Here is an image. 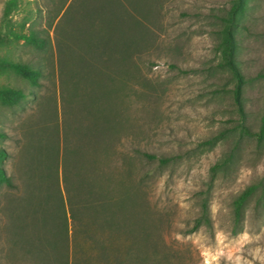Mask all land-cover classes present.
I'll list each match as a JSON object with an SVG mask.
<instances>
[{"label": "rangeland", "instance_id": "374dc122", "mask_svg": "<svg viewBox=\"0 0 264 264\" xmlns=\"http://www.w3.org/2000/svg\"><path fill=\"white\" fill-rule=\"evenodd\" d=\"M18 1L13 28L30 12L28 21L49 31L51 45L38 51L0 33V56L41 60L45 71L34 87L37 98L24 108L0 102L3 165L14 180V186H0V264H121L118 254L128 263L137 257L133 264H264V207L255 195L243 229L230 231L233 197L264 175V141L239 133L235 78L221 64V27L232 0H140L154 13L135 55L138 68L122 66L111 128L89 163L98 197L101 187L120 200L111 207L118 226L92 224L91 237L76 230V168L70 172L71 203L59 176L56 196L63 197V210L50 180L36 176L31 183L24 165L28 142L52 121L51 105L56 103L61 139L68 131L76 142V118L87 121L71 95L69 74L76 60V0ZM234 32L237 66L245 77V119L257 130L264 116V0L247 1ZM0 85L32 88L12 68L0 71ZM221 130L214 143H203ZM234 146L230 166L212 171ZM143 150L169 159H149ZM208 187L212 226L187 231ZM100 242L117 251L100 248Z\"/></svg>", "mask_w": 264, "mask_h": 264}, {"label": "trees", "instance_id": "16d2710c", "mask_svg": "<svg viewBox=\"0 0 264 264\" xmlns=\"http://www.w3.org/2000/svg\"><path fill=\"white\" fill-rule=\"evenodd\" d=\"M247 1L232 0L226 10V14L223 16L219 48L221 64L226 66L235 78L232 94L239 113L237 121L239 133L254 135L260 142L264 141V116L261 118L257 130H253L246 122L242 104L245 77L237 66L236 58L234 31L238 26L239 18L246 9ZM128 3L130 5L124 4L122 0H76V60L70 63L69 74L73 78L71 80V95L76 97V105L80 106L78 111H83L87 121H81V117L76 118L77 123L74 129L76 142L69 139L68 131H64L61 139L57 123V107L54 103L49 111L52 121L47 126L43 125L42 131L39 128L35 132L32 137H35L34 141L28 142V153L24 160L25 173L32 179L31 183L36 176L47 177L51 185L55 186L52 196L59 199L63 210V197L56 196V192L60 193L61 191L59 176L61 173L67 197L71 203L70 172L73 166L76 168V230L89 237L94 231L91 227L92 224H96L99 229H103L105 226L109 228L118 226L114 217L115 211L111 207L120 200L117 201L104 193L101 187V195L98 197L92 166L89 165L92 161L90 154L103 141L105 131L111 128L115 112L114 105L116 99L119 98L121 79L123 78L121 68L124 64L138 68L136 56L140 51L141 39L149 32L150 28L145 21L152 18V13H154L152 7L148 5L142 7L140 0H128ZM18 7V0H5L0 19V33L4 32L15 39L20 38L24 44H29L38 51H46L51 45L49 31L45 27H37L33 25V22H29L30 12L19 22L18 28H13L11 25V13ZM6 68H12L26 79L32 88L24 91L20 87L0 85V102L11 108L22 109L28 99L37 98L34 87L41 84V78L45 73L43 64L41 60L36 62L13 60L0 56V71ZM261 75L264 76V73ZM223 134L224 131L221 130L203 140V143H214ZM5 135L6 132L0 129V137ZM234 149L235 146L222 160L214 162L211 165V170L229 167L232 163ZM141 154L149 159L158 158L161 163H166L169 159L167 156H156L155 153L144 150L141 151ZM6 156L7 151L0 146V186L5 184L11 187L14 186L13 176L7 172L3 165ZM208 193L209 187L205 190V194L200 196L199 214L187 231H193L201 225L212 226ZM254 195L256 204L260 203L264 207V175L260 179L248 183L233 197L230 229L232 233L243 229L247 205ZM119 207L122 209L125 204L123 203ZM99 246L104 249L107 245L100 242ZM107 247H110L111 253L114 250L117 251V247L112 245ZM129 253L134 254L132 250ZM107 255L109 256V252ZM136 258H132V264L136 262ZM115 259L121 264L131 263L123 260L119 254Z\"/></svg>", "mask_w": 264, "mask_h": 264}]
</instances>
